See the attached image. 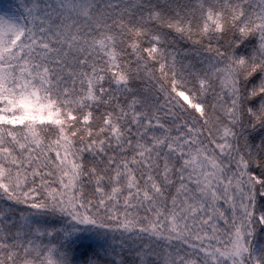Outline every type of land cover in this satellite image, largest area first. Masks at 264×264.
Listing matches in <instances>:
<instances>
[{
    "label": "snow or ice",
    "instance_id": "6c2138e0",
    "mask_svg": "<svg viewBox=\"0 0 264 264\" xmlns=\"http://www.w3.org/2000/svg\"><path fill=\"white\" fill-rule=\"evenodd\" d=\"M0 264H264V0L0 6Z\"/></svg>",
    "mask_w": 264,
    "mask_h": 264
},
{
    "label": "rangeland",
    "instance_id": "374dc122",
    "mask_svg": "<svg viewBox=\"0 0 264 264\" xmlns=\"http://www.w3.org/2000/svg\"><path fill=\"white\" fill-rule=\"evenodd\" d=\"M12 0H0V6H3L4 4H11Z\"/></svg>",
    "mask_w": 264,
    "mask_h": 264
}]
</instances>
